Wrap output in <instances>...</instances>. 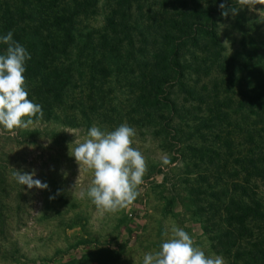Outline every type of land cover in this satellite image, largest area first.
Segmentation results:
<instances>
[{
	"label": "rangeland",
	"instance_id": "374dc122",
	"mask_svg": "<svg viewBox=\"0 0 264 264\" xmlns=\"http://www.w3.org/2000/svg\"><path fill=\"white\" fill-rule=\"evenodd\" d=\"M221 3L238 10L224 16ZM259 3L252 7L245 0H99L94 10L86 9L92 0H0V34L12 31L13 39L31 53L26 84L29 98L43 112L26 128L0 126V264H98V258H110V264H143L144 254L159 250L170 238L172 226L188 232L206 254L221 255L231 264L212 250L204 229L227 228L225 213L214 217L223 206L208 196L210 191L241 184L264 208V178L246 175L241 162L251 147L248 136L264 139V114L255 115L256 108L249 107L255 95L247 91L248 83L264 85V0ZM73 13L78 15L74 42L63 60L71 62L86 36H93L87 41L84 66L57 96L60 80L53 70L60 61L51 47L65 41L64 20ZM60 16L61 27L56 20ZM180 37L186 40L178 50L185 68L180 80L186 86L167 87L178 111L170 115L162 109L157 118H173L172 125L184 126L186 133L189 120L219 117L220 110L227 121L222 127L214 122L202 129L177 152L168 133L154 134L153 112L140 103L144 92L139 90L145 83L148 93L153 87L147 61ZM6 47L0 44V53ZM91 48L96 51L91 53ZM44 52L46 60L41 58ZM108 52L121 58L133 52L134 58L109 62ZM96 61L105 66L103 75L92 67ZM124 63L125 69L118 71ZM138 120L147 126L141 127ZM123 122L136 130L132 146L146 158L147 172L137 199L114 214L97 209L86 196L80 198L93 172L85 166L79 170L69 151L90 127L111 131ZM193 145L209 152L197 154ZM164 154L171 160L167 166L161 164ZM15 170H35L34 179L46 182L48 189L18 184ZM193 189L206 194L192 197ZM212 208L217 210L210 212ZM105 250L111 253L99 252Z\"/></svg>",
	"mask_w": 264,
	"mask_h": 264
},
{
	"label": "clouds",
	"instance_id": "9594fccd",
	"mask_svg": "<svg viewBox=\"0 0 264 264\" xmlns=\"http://www.w3.org/2000/svg\"><path fill=\"white\" fill-rule=\"evenodd\" d=\"M252 7L260 4L259 0H245ZM219 7L222 15L233 14L238 9ZM0 44L6 50L0 53V126L8 130L26 128L33 123V118L43 115L42 106L29 98L26 84V64L31 60V53L25 46L13 39V32L0 34ZM27 118V119H25ZM136 130L126 122L111 131L92 126L86 137L76 143L69 155L79 165L92 170L93 179L86 193L81 191L97 207L109 213H118L129 207L139 196L138 186L144 183L147 162L143 153L133 147ZM171 160L167 154L161 158V164L167 166ZM16 182L28 189L33 187L46 190L48 184L32 172L14 171ZM59 194V193H57ZM171 236L159 245V250L144 254L143 264H225L223 256L215 253L206 254L194 243L193 237L183 228L172 226ZM164 235H167L165 233Z\"/></svg>",
	"mask_w": 264,
	"mask_h": 264
},
{
	"label": "trees",
	"instance_id": "16d2710c",
	"mask_svg": "<svg viewBox=\"0 0 264 264\" xmlns=\"http://www.w3.org/2000/svg\"><path fill=\"white\" fill-rule=\"evenodd\" d=\"M99 0H92V4L86 5V9L94 8V10L98 7ZM75 16L77 14L73 13L71 16L66 18L64 21L66 22V26L63 27L64 39L65 41H60L58 44L51 47L54 49L56 56V60L59 62V68H55L53 70V74L55 75L60 82H58V87L56 88L57 96L59 92L64 89L60 87H64V85H70V79L72 75L82 68L83 60L88 56H85V48H87V41L92 34H88L84 40V42L77 48L76 54L71 62L67 63L64 61V56H66L69 52L70 47L74 42V31H75ZM60 16L58 21V26L61 27V23L63 20ZM186 40L182 37L177 39V42H170L168 45V49L165 52L157 53L154 55L152 61H147V67H149L153 74L151 81L149 84L153 85L151 92H147V83L142 85L140 88V92H144V96L140 97V103L145 104L150 109L153 114L151 115L153 119V132L155 135H160L164 133H168L171 139L174 141L177 152H182L184 144L186 141H190L192 137H195L200 133L202 129H209L213 127L216 123L219 124V127H222L225 121L223 119H227V116L220 110L218 111V116H213L210 118H204L201 120H189L185 126L190 128L189 132H184V126L172 125V119L165 118L163 122L159 120L163 119L162 116L157 118V114L159 110L166 109L169 111V114L172 115V112L178 111L176 102L171 100L170 93L171 91H167V87L174 88V83L179 84V86L185 88V84L181 82L180 77L184 74L185 68H183V63L181 61V57H179L178 50L181 48L182 44ZM46 46V45H45ZM95 47V46H94ZM96 48H91V53L95 52ZM106 61L110 62V59L116 60V62H120L126 59L127 56L121 58L119 54L114 52H108ZM250 60L249 55L247 56ZM43 60H46L47 54L44 52L41 55ZM134 58L133 52L129 53L126 60ZM62 61V62H61ZM48 62V61H47ZM108 64V62H106ZM126 63L118 65V71L121 69H125ZM182 65V66H181ZM100 61L94 62L93 66L97 73H101L102 75L106 73L105 66ZM160 75V76H158ZM45 78H43L44 80ZM144 88V89H143ZM169 88V89H170ZM248 93L254 94V98H250V105L252 109L256 108V114L261 111L262 116L264 114V85H260L258 87L252 86L250 83L247 84ZM192 89V88H191ZM193 91V89H192ZM224 91V90H223ZM47 92H50L47 90ZM227 93V92H226ZM139 104V103H138ZM140 105V104H139ZM224 114V115H223ZM150 117V115H149ZM157 118V121H156ZM139 124L141 127L147 126L146 122H141ZM224 121V122H223ZM256 126V123L252 121L251 128L253 129ZM216 138V137H215ZM218 138V137H217ZM248 142L251 144V147L245 153L241 162H244L245 168L248 170L246 175H253L260 178H264V139H261L259 142L254 139V135L251 134L248 136ZM193 152L208 153V150H199L197 146H192ZM211 152V154H213ZM207 155V154H206ZM236 162H239L236 160ZM244 168V173H245ZM238 175V174H237ZM236 176V175H235ZM221 184V183H219ZM218 184V185H219ZM227 187V185H225ZM209 189H214V187H209ZM219 189V188H218ZM223 190V186L220 187ZM237 192L240 194L237 195ZM206 193L201 189H193L190 190V195H205ZM211 199H214L218 202V204L223 206L222 212L218 211L214 214V217H219L223 213H225V218L222 220L223 223L227 224V228L225 229H204V233L210 237V240L213 244L212 250H216L217 253L226 256L228 260L231 261V264H264V208L263 202L260 198L257 197L251 190L245 188V186L241 184L233 186L231 189L213 190L210 191L208 195ZM214 210H217L214 208ZM213 208L211 211H214ZM208 223L209 220H206ZM262 222L261 225H253L251 222ZM248 227H245L246 223ZM239 227V229H237ZM102 253H111L109 250L99 251ZM99 262L98 264H110L113 263V260L107 258L104 262L101 261V258L96 260ZM113 261V262H112Z\"/></svg>",
	"mask_w": 264,
	"mask_h": 264
}]
</instances>
